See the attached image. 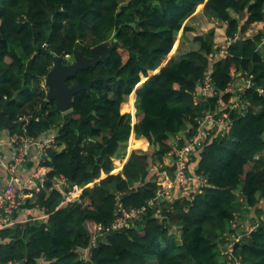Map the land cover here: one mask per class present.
<instances>
[{
    "label": "trees",
    "instance_id": "obj_1",
    "mask_svg": "<svg viewBox=\"0 0 264 264\" xmlns=\"http://www.w3.org/2000/svg\"><path fill=\"white\" fill-rule=\"evenodd\" d=\"M197 15L222 26L197 33L190 24ZM109 33L117 41L112 53L67 83L108 79L77 93L72 110L61 113L42 87L54 56L72 57L77 48L89 57ZM218 34L225 42L217 43ZM189 38L194 49L185 48ZM263 42L264 0H0V131L7 115L15 124L29 115L9 136L54 131V147L38 157L37 167L48 169L44 185L24 190L20 207L43 210L46 218L0 229V264H83L88 231L109 224L118 204L146 206L159 187L151 166L166 164L175 136L190 137L194 118L217 99L231 105L229 87L245 74L252 81L243 94L247 106L242 113L226 109L230 133L194 153L206 186L192 197L175 194L159 215L149 208L140 222L103 235L90 259L225 264L219 237L244 205L264 200ZM221 48L223 56L209 57ZM208 70L217 96L204 100L196 91ZM54 177L67 187L55 189ZM74 186L80 195L64 204ZM229 255L238 264H264V223Z\"/></svg>",
    "mask_w": 264,
    "mask_h": 264
},
{
    "label": "built area",
    "instance_id": "obj_2",
    "mask_svg": "<svg viewBox=\"0 0 264 264\" xmlns=\"http://www.w3.org/2000/svg\"><path fill=\"white\" fill-rule=\"evenodd\" d=\"M225 54V49L221 48L215 54H210L209 57H221ZM252 85L251 77L242 75L239 77V82L236 86H230L233 94L231 105H225L217 99L215 107L203 111L200 115L194 118L195 131L188 137L187 131L181 132L175 136L174 148L167 155L165 165L155 163L151 166L150 171L159 182V187L155 192L154 198L148 201L147 205L141 208H126L122 204H118L114 213V217L109 224H96L88 231V244L79 251L80 260L83 264H91V254L96 248L99 239L103 235L122 231L140 222L147 214L150 208L156 209V215L160 214L161 204L170 202L175 194L195 195L202 187H205L207 180L204 176L196 174L194 166V153L201 149L207 141L212 139L225 137L232 128L229 110H237L242 113L247 106L243 100V94L246 89ZM42 87L46 90L44 79ZM197 95L204 100L217 96L214 90V85L211 79L210 70H208L201 82L197 86ZM242 98V99H240ZM245 103V105H244ZM29 120V117L20 118L23 124ZM50 132V131H49ZM44 133L38 138L26 136L23 132L14 136H9V145L13 148V154L10 161L6 165V171L9 175V182L6 186L0 188V229L8 227L15 223L13 215L20 210L24 196L17 190L18 178L16 171L24 166L32 149L36 150L38 156H41L45 151L54 147V134ZM0 131V154L2 148V135ZM173 167V169H171ZM171 170V171H170ZM53 187L58 190H63L67 187L63 177L53 178ZM81 192L76 186L72 187L67 194L66 201L75 200ZM190 197V196H189ZM239 202H243L242 197H239ZM264 223V200L254 208L243 206L240 213L234 215V219L230 222L228 231H225L218 239V249L222 251V255L226 256L225 264H238L233 260L230 254L231 248L236 243H241L248 239L249 235L254 232L260 223ZM12 264H21L19 262Z\"/></svg>",
    "mask_w": 264,
    "mask_h": 264
},
{
    "label": "water",
    "instance_id": "obj_3",
    "mask_svg": "<svg viewBox=\"0 0 264 264\" xmlns=\"http://www.w3.org/2000/svg\"><path fill=\"white\" fill-rule=\"evenodd\" d=\"M133 25V24H131ZM117 41L115 35H113L109 42H104L96 45L90 49V56H84L83 52L74 49L72 57L73 62L67 63L65 61L66 56H54L53 65L49 69L44 78V85L46 88V101L54 102L57 109L61 113H66L72 110L73 97L81 91H90L92 85L100 80H107L108 77L98 75L95 79L89 81L83 85L77 81L74 85H68L67 81L75 76L80 70H86L88 68L96 66L101 59L107 58L112 51L116 48ZM6 115L7 112L3 111ZM18 127L20 131L23 128V123H13L10 117L7 115L4 121V129L9 131L14 127ZM64 204H62L63 206Z\"/></svg>",
    "mask_w": 264,
    "mask_h": 264
},
{
    "label": "crops",
    "instance_id": "obj_4",
    "mask_svg": "<svg viewBox=\"0 0 264 264\" xmlns=\"http://www.w3.org/2000/svg\"><path fill=\"white\" fill-rule=\"evenodd\" d=\"M202 10V9H201ZM201 12V11H200ZM207 19V18H206ZM218 24V23H216ZM221 24V23H220ZM228 43V42H227ZM263 52H264V42H263ZM29 117V115H24L21 119ZM24 125V124H23ZM50 131L49 133H53ZM2 135V148L0 154V188L7 185L9 182V175L6 171V165L10 161V158L13 154V148L9 145V134L7 130L1 131ZM54 134V133H53ZM38 155L35 149H32L28 157L27 162L23 167L16 171V176L18 178L17 190L24 196V190H38L39 187L44 185L45 176L48 172V169L37 167L38 165ZM31 165V166H29ZM46 216L43 213V210L40 209H31V210H19L18 218L16 222H25L26 220H44Z\"/></svg>",
    "mask_w": 264,
    "mask_h": 264
},
{
    "label": "rangeland",
    "instance_id": "obj_5",
    "mask_svg": "<svg viewBox=\"0 0 264 264\" xmlns=\"http://www.w3.org/2000/svg\"><path fill=\"white\" fill-rule=\"evenodd\" d=\"M201 9L200 10H197V12L200 13ZM190 24L196 29L197 33L198 32L201 33L203 30L209 29L210 26L213 27V28L214 27L215 28H220L222 26L220 23L216 24V22H213V21H211L209 19H206L205 17H201L200 15H197L195 18H193L190 21ZM260 29H261V27H260ZM180 36H181V33H179L178 38H180ZM111 37H112V33H109L108 40L105 41V42H109V40H110ZM189 37H191V36H189ZM222 38L223 37L218 34L217 35V38H216L217 43L225 42ZM185 44H186V46H185L186 49H194L195 48L194 43L191 42L190 38L186 41ZM65 61L67 63H72L73 62V57L68 56V57L65 58ZM127 154H128V152H127ZM114 165H115V168L117 169V170L116 169L115 170L116 171H119L120 168H121L122 163L119 162L118 160H115L114 161ZM79 195H80V193H79ZM78 196L76 195V197H78Z\"/></svg>",
    "mask_w": 264,
    "mask_h": 264
}]
</instances>
